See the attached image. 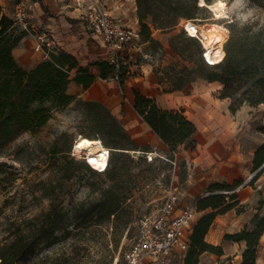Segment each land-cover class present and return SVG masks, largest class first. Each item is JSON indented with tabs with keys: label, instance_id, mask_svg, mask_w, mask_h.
I'll return each mask as SVG.
<instances>
[{
	"label": "rangeland",
	"instance_id": "1",
	"mask_svg": "<svg viewBox=\"0 0 264 264\" xmlns=\"http://www.w3.org/2000/svg\"><path fill=\"white\" fill-rule=\"evenodd\" d=\"M209 1L213 3L215 0ZM224 1L228 4L226 18L216 19L213 10L209 6H202L200 0L198 4L201 8L194 18L207 27L212 23L223 25L227 29L225 42L231 36L233 24L238 30L247 24H255L256 27L264 25V8L258 2ZM15 11L14 6L12 18ZM244 17H247L246 21ZM147 21L153 24V17L148 16ZM159 29L156 35L153 33L155 42L137 38L131 45L134 48L131 52L124 50L127 54H124L123 60L129 66L131 77L155 78L159 91L152 85L148 87L158 92L162 104V88L181 82L176 71L184 65L194 67L198 58L204 60L200 54H188V51H194L197 41H189L179 25L171 29ZM185 44L190 47L184 53L174 50V46ZM206 66L211 68L208 64ZM166 69L173 75L165 78L162 84L159 75L166 74ZM156 70L160 74H156ZM199 82L206 84V92L220 108H226V104L217 99L218 91L215 89L218 84ZM68 91L76 99L97 100L109 107L140 147L125 150V154L117 152L123 151L121 149L111 151V158L116 157L121 166L115 179L110 178L106 170H97V173L81 171L72 179H66L63 169L66 158L62 153L67 151L69 156L80 159L73 154V149L82 136L91 135L89 137L102 139L97 134L99 127L91 121L85 109L74 101L56 110L48 123L37 132L22 133L0 154V245L15 235L41 232L44 224L48 223L47 213L54 204L60 210L61 218V214L70 213L81 201L90 203L100 198L106 188L115 185L116 191L122 196L127 195V198L111 219L101 220L98 212L80 220L74 218L79 228L74 227L73 234L59 230L55 244L42 247L41 243V248L20 264H101L111 258H114L113 264L120 258L125 262V254L135 241L141 217L159 208L168 192L176 187L182 192L183 200L190 204L195 194L190 193L188 180L209 173L213 167L207 166L202 157L197 160L199 156L196 157L190 149L184 147L179 149L180 154L175 156L177 162L173 164L168 158V148L163 146L135 111L131 85H126L123 90L114 79H100L88 89L72 84ZM185 109L191 119L201 120L203 110L195 101H185ZM250 113L256 118L255 123L260 125L264 120V105L252 108ZM199 136L205 138L202 131ZM56 149L63 152L55 155L53 151ZM145 152L151 153L154 160L149 161ZM46 191H51L53 196H48ZM199 191L206 194L207 185ZM258 204L264 205V196L259 197ZM65 220L68 221L67 216ZM69 227L72 229L73 225ZM262 254L264 264V249ZM175 264H182V261L178 259Z\"/></svg>",
	"mask_w": 264,
	"mask_h": 264
},
{
	"label": "trees",
	"instance_id": "2",
	"mask_svg": "<svg viewBox=\"0 0 264 264\" xmlns=\"http://www.w3.org/2000/svg\"><path fill=\"white\" fill-rule=\"evenodd\" d=\"M258 2L264 8V2ZM199 0H137L139 17V37L142 41L155 42L153 27L171 29L176 27L181 18L192 19L201 8ZM208 3H212L208 0ZM160 15H157V13ZM148 16L153 17V24L147 21ZM185 33V32H184ZM26 30L14 25V19L3 12L0 4V154L17 137L26 131L37 132L43 128L53 117L56 110L62 109L76 101L84 109L91 121L99 127L98 136L103 143L112 149L125 150L138 149L137 143L121 124L119 118L109 107L97 100L76 99L68 89L70 83L75 81L84 89L90 88L99 78L114 79L125 89V85L131 77L129 66L124 60L117 67L110 59H100L84 66L72 53L59 48L33 67L22 65L14 56L13 50L27 35ZM188 40H196L194 51H188L190 56L200 54L202 46L198 39L189 37ZM189 44L181 47L174 46L178 53H184ZM226 55L216 64L206 66L198 58L194 67L182 66L176 71L181 82L173 84L165 92L181 90L189 83L203 78L210 82L219 81L222 88L218 97L231 100L230 110L236 113L244 104L259 106L264 104V25L247 24L242 30H238L235 24L231 27V36L225 43ZM206 63V64H205ZM98 68V75L92 71V67ZM166 74L159 75L160 81L173 75L166 69ZM156 74L158 71H155ZM134 108L149 127L167 145L169 160L174 161L176 153L181 147L194 150L198 142L195 134L198 131L196 123L189 118L184 108H165L156 97L144 94L137 88H133ZM264 134V125L259 127ZM91 136V135H88ZM60 151L56 149L53 154ZM66 158L64 177L72 179L81 171L97 173V170L84 160L69 156L68 152L62 153ZM1 164V163H0ZM264 164V141L257 148L253 157V169L257 171ZM121 166L117 158L110 160L107 175L115 179ZM264 168L251 179V184L259 177ZM45 184V181L42 180ZM243 180L229 183L217 181L208 185L207 193L199 195L196 199V209L201 213L194 223L190 233V245L184 258V264H200L201 256L210 252L218 256L224 254L221 245L207 241L209 233L216 218L232 209L238 213L246 210V205L241 203L237 187ZM47 185V184H45ZM48 196H53L51 191H46ZM54 198V197H53ZM127 195L119 194L115 185L106 188L100 198L87 203L81 201L72 214H61L55 204L48 211V223L44 224L41 232L29 235H15L0 245V264H20L37 252L41 243L42 247H49L58 240L59 230L73 234L77 220L87 218L99 213L102 219H111L115 215ZM65 216L68 221L66 222ZM50 220V221H49ZM74 220V221H73ZM61 222V223H60ZM65 222V223H64ZM72 226V229L69 226ZM264 235V216L255 215L251 225H246L234 233L225 235L226 240L246 243L242 254L241 264H257L260 243ZM114 258L101 264H113ZM116 264H127L121 258ZM222 264H233L231 261Z\"/></svg>",
	"mask_w": 264,
	"mask_h": 264
},
{
	"label": "crops",
	"instance_id": "3",
	"mask_svg": "<svg viewBox=\"0 0 264 264\" xmlns=\"http://www.w3.org/2000/svg\"><path fill=\"white\" fill-rule=\"evenodd\" d=\"M20 2L25 4L29 21L37 27L50 29L57 39L58 47L74 54L84 66L89 65L93 60L110 58V49L99 36L87 29L85 13L90 5L105 6L110 13L121 19L125 24L139 28L136 0H0L3 12L10 17H12V8L14 6L17 8ZM153 31L156 35L160 29L153 27ZM34 44V39L27 34L13 50L15 58L26 67H33L46 59L41 53L35 51ZM131 49H134L133 46H129L126 50L130 51ZM125 52L123 53L127 54ZM92 71L98 75L99 70L97 67L93 66ZM199 81L218 84L215 89L218 94L222 88L219 81L210 82L199 78L181 90L165 92L162 88L161 104L158 92L156 93L150 86L148 87V85H152L156 87V91H159L157 87L159 84L155 83L153 76L150 80L144 77H130L126 85L132 86L133 107V88L139 89L146 95L156 97L158 102L165 108L185 109V101L190 100L195 101L197 105L202 107L201 120L195 121L192 119L198 127L195 134L198 145L194 150H190L196 157L199 156L196 158L197 160L202 157V161L213 168L207 174L198 175L188 180L190 182V193L195 194L194 200L190 204L196 203L197 195L205 194V192L199 191L204 185L208 187L209 184L217 181L234 183L243 180L244 183L237 192L241 203L246 205V210L238 213L236 209H232L217 216L206 239L210 243L221 245L224 254L218 256L205 252L201 256L200 264H222L228 261L233 264H241L246 243L244 241L226 240L224 237L228 233L239 231L248 224L251 225L257 213L261 216L264 215V205L258 204L259 197L264 196V171L252 184L250 182L257 174L253 169V157L257 148L264 141V134L259 130V127L264 125V120L260 125L255 123L256 118L250 111L256 106L244 104L236 113H232L230 110L231 100L229 98L221 99L217 96L218 100L226 104V108H220L213 97L206 92L208 89L206 84ZM72 84L83 89V86L75 81L70 83V85ZM189 118L191 119V117ZM146 125L149 127L147 123ZM150 130L152 129L150 128ZM201 131L205 135L204 139L199 136ZM152 132L154 133L153 130ZM155 135L161 140L163 146L167 147L164 141L157 134ZM178 154H180L179 151L176 156ZM262 190L263 192H261ZM182 202L184 205L188 204L183 200V197ZM200 215L201 213L198 212L194 223ZM189 233H191V230ZM263 241L264 235L260 243L257 264L263 263ZM182 264H184V261H182Z\"/></svg>",
	"mask_w": 264,
	"mask_h": 264
},
{
	"label": "built area",
	"instance_id": "4",
	"mask_svg": "<svg viewBox=\"0 0 264 264\" xmlns=\"http://www.w3.org/2000/svg\"><path fill=\"white\" fill-rule=\"evenodd\" d=\"M13 19L16 27L26 30L34 39L35 51L45 58H49L52 52L59 49L57 39L50 29L37 27L29 21L23 2L18 4ZM85 21L87 29L99 36L110 49L109 59L119 67L124 58V50L139 37L140 29L125 24L105 6L96 4L88 7ZM178 25L187 36L199 40L202 46V57L208 65H216L224 59L226 38L222 42L207 44L205 32L209 27L201 24L196 18H182ZM219 44L224 51V56L221 61H213L208 55L215 56L219 50ZM77 145L76 143L73 149L74 155L96 170H107L111 160V148L106 146L107 161L99 166L90 159L87 151L79 149ZM144 154L149 161L154 160L151 153ZM171 162L176 164L177 161ZM197 214L195 204L184 205L182 192L177 187L171 189L159 208L143 215L139 220L135 241L125 254L127 264H175L178 259L184 261L190 245L189 232L192 231Z\"/></svg>",
	"mask_w": 264,
	"mask_h": 264
},
{
	"label": "bare ground",
	"instance_id": "5",
	"mask_svg": "<svg viewBox=\"0 0 264 264\" xmlns=\"http://www.w3.org/2000/svg\"><path fill=\"white\" fill-rule=\"evenodd\" d=\"M202 6H209L213 12L216 19L226 18L228 16V4L224 0H215L213 3H208L206 0H200ZM226 28L220 23H212L209 29L205 32L207 37L206 43L213 44L215 42H222L226 38L227 32ZM218 51L215 56L209 54V58L213 61H221L224 56V51L221 49V44L218 46ZM77 147L79 149L85 150L89 153L90 159L102 166L107 161V147L104 145L101 138H94L89 136H82L80 140L77 141Z\"/></svg>",
	"mask_w": 264,
	"mask_h": 264
},
{
	"label": "water",
	"instance_id": "6",
	"mask_svg": "<svg viewBox=\"0 0 264 264\" xmlns=\"http://www.w3.org/2000/svg\"><path fill=\"white\" fill-rule=\"evenodd\" d=\"M264 168V164L256 171V173H258L260 170H262ZM116 264V263H115Z\"/></svg>",
	"mask_w": 264,
	"mask_h": 264
},
{
	"label": "clouds",
	"instance_id": "7",
	"mask_svg": "<svg viewBox=\"0 0 264 264\" xmlns=\"http://www.w3.org/2000/svg\"><path fill=\"white\" fill-rule=\"evenodd\" d=\"M247 20V17H244V21H246Z\"/></svg>",
	"mask_w": 264,
	"mask_h": 264
}]
</instances>
